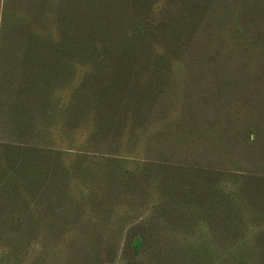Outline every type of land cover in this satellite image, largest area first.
<instances>
[{
	"label": "trees",
	"instance_id": "16d2710c",
	"mask_svg": "<svg viewBox=\"0 0 264 264\" xmlns=\"http://www.w3.org/2000/svg\"><path fill=\"white\" fill-rule=\"evenodd\" d=\"M241 54L256 85L226 76ZM257 85L264 95V0H3L0 232L24 210L66 237L108 217L110 197L155 185L216 224L221 264H264ZM83 130L88 141L71 138Z\"/></svg>",
	"mask_w": 264,
	"mask_h": 264
},
{
	"label": "rangeland",
	"instance_id": "374dc122",
	"mask_svg": "<svg viewBox=\"0 0 264 264\" xmlns=\"http://www.w3.org/2000/svg\"><path fill=\"white\" fill-rule=\"evenodd\" d=\"M2 10L3 0H0V27ZM245 60L246 56L238 55V65L232 66V72L226 76L233 84L249 79L256 85L260 80L259 73L248 71L251 62L249 59ZM205 72L208 77L213 73L210 69H205ZM183 77L184 75L179 76V82H183ZM209 78L202 79L199 87L201 92L210 88L205 80L214 83ZM257 87L258 85L252 89L255 98L250 99L256 100L257 111L261 110L262 114L253 122V130L264 132V95L256 96ZM233 90L228 88L226 93L230 94ZM70 99L71 92H68L63 100L66 106ZM71 138L77 142H86L89 136L83 130ZM53 144L62 146L59 141ZM142 148L144 144L141 145ZM184 152L186 154V150ZM139 154L141 158H147L144 151ZM128 162H131L130 169L134 170L137 161ZM75 197L80 199L76 195ZM109 201L111 206L107 207L110 212L108 217L95 215L89 222L84 217L74 229H67L66 237H58V234L53 236L44 218L33 217V212L29 216L24 210L14 213V223L0 232V264H63L67 260H72L75 264H87L88 260H92V264H221L220 236L216 224H203L196 220L195 211L190 209L174 208L181 217L184 215L183 220L176 219L179 214L166 200L159 198L155 185L146 192L125 189L113 198L110 197ZM174 220L186 227L175 228ZM192 221L193 226L190 225ZM206 232L209 233L208 240L204 236ZM141 235L147 238L142 249L137 252L133 243ZM72 249L74 253L71 256Z\"/></svg>",
	"mask_w": 264,
	"mask_h": 264
}]
</instances>
